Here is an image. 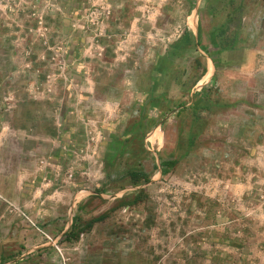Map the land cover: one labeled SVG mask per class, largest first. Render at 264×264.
I'll return each instance as SVG.
<instances>
[{
	"label": "rangeland",
	"instance_id": "rangeland-1",
	"mask_svg": "<svg viewBox=\"0 0 264 264\" xmlns=\"http://www.w3.org/2000/svg\"><path fill=\"white\" fill-rule=\"evenodd\" d=\"M263 65L264 0H0V264H264Z\"/></svg>",
	"mask_w": 264,
	"mask_h": 264
},
{
	"label": "trees",
	"instance_id": "trees-1",
	"mask_svg": "<svg viewBox=\"0 0 264 264\" xmlns=\"http://www.w3.org/2000/svg\"><path fill=\"white\" fill-rule=\"evenodd\" d=\"M185 35L188 37L189 39V44L192 43V34L189 32L188 29L185 30ZM213 39V38H212ZM212 44L214 47H219V45L217 44L216 41H214V39L212 40ZM214 63H217L215 60L213 61ZM159 162H160V172L162 173V175H167L169 174L177 165H178V160L176 158H174L173 156H170L168 159H164L162 157L159 158ZM129 177L130 180L132 182L133 185H138V184H147L150 182V177L148 174H146L145 172H131L129 173ZM73 228L75 229V224H76V218L73 220ZM96 222H98V220H94L92 222H90L89 226L95 224ZM74 229L67 234L66 239L68 241H71L74 238L78 237V234H76L74 232Z\"/></svg>",
	"mask_w": 264,
	"mask_h": 264
},
{
	"label": "crops",
	"instance_id": "crops-1",
	"mask_svg": "<svg viewBox=\"0 0 264 264\" xmlns=\"http://www.w3.org/2000/svg\"><path fill=\"white\" fill-rule=\"evenodd\" d=\"M239 68L240 67H237V69H239ZM261 71L264 73V65H263ZM8 187H10V185ZM15 190H16V192H18V195L20 196V190H18V188H16V185L13 184V182H12L11 188H8V189L5 187L4 183H2V184L0 183V197L4 200L6 197H9V195L11 194L10 191H12L15 195L16 194Z\"/></svg>",
	"mask_w": 264,
	"mask_h": 264
}]
</instances>
